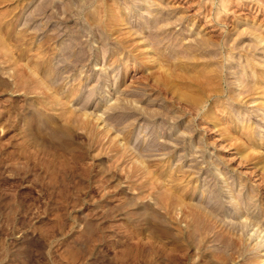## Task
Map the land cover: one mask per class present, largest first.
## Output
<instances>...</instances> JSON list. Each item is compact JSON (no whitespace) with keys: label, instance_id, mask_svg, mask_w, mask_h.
Wrapping results in <instances>:
<instances>
[{"label":"rangeland","instance_id":"rangeland-1","mask_svg":"<svg viewBox=\"0 0 264 264\" xmlns=\"http://www.w3.org/2000/svg\"><path fill=\"white\" fill-rule=\"evenodd\" d=\"M259 33L264 0H0V264H264Z\"/></svg>","mask_w":264,"mask_h":264},{"label":"bare ground","instance_id":"bare-ground-1","mask_svg":"<svg viewBox=\"0 0 264 264\" xmlns=\"http://www.w3.org/2000/svg\"><path fill=\"white\" fill-rule=\"evenodd\" d=\"M259 34H261V33H259ZM261 35H262V34H261ZM262 36H263V35H262ZM254 37H255V36H254ZM258 37H259V36H258ZM258 37H257V38H258ZM263 37H264V36H263ZM258 41H259V40H258ZM201 43H202V42H201ZM259 43H260V41H259ZM254 46H256V45H254ZM253 88H254V87H253ZM263 253H264V252H263Z\"/></svg>","mask_w":264,"mask_h":264}]
</instances>
